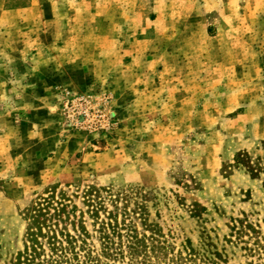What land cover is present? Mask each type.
I'll return each instance as SVG.
<instances>
[{"label":"rangeland","instance_id":"374dc122","mask_svg":"<svg viewBox=\"0 0 264 264\" xmlns=\"http://www.w3.org/2000/svg\"><path fill=\"white\" fill-rule=\"evenodd\" d=\"M56 187L81 254L112 222L122 249L264 264V0H0V264Z\"/></svg>","mask_w":264,"mask_h":264},{"label":"trees","instance_id":"16d2710c","mask_svg":"<svg viewBox=\"0 0 264 264\" xmlns=\"http://www.w3.org/2000/svg\"><path fill=\"white\" fill-rule=\"evenodd\" d=\"M57 190V187L50 189L46 197L38 198L28 210V240L19 264H197L191 255L168 259L159 245L152 243L149 247L145 240L128 234L127 245L122 249L123 237L112 222H101L99 225V239L104 248L102 253L94 255L90 250L84 254L76 252L77 243L81 242V247H86L89 233L82 220H73L77 219L76 206L69 209L70 198L62 191L57 194ZM92 192L90 190L86 193V203L95 208ZM99 211L98 208L93 210L92 216L98 218ZM69 226L73 227L75 234L69 231ZM115 236L120 238V242H115Z\"/></svg>","mask_w":264,"mask_h":264}]
</instances>
